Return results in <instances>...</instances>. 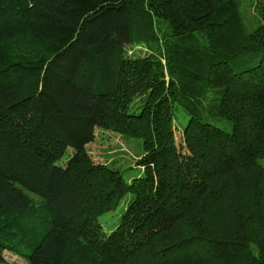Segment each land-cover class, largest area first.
Instances as JSON below:
<instances>
[{"label":"trees","instance_id":"obj_1","mask_svg":"<svg viewBox=\"0 0 264 264\" xmlns=\"http://www.w3.org/2000/svg\"><path fill=\"white\" fill-rule=\"evenodd\" d=\"M253 1L0 0V264H264ZM100 130L141 138L138 175Z\"/></svg>","mask_w":264,"mask_h":264},{"label":"rangeland","instance_id":"obj_2","mask_svg":"<svg viewBox=\"0 0 264 264\" xmlns=\"http://www.w3.org/2000/svg\"><path fill=\"white\" fill-rule=\"evenodd\" d=\"M243 7L246 9L249 18L254 17L255 5L253 0H242ZM89 154L96 162L109 163L122 170L125 178L133 177L141 172V169L135 166V160L143 152L142 140L139 137L123 136L120 133L98 131L97 139L88 144ZM130 197V196H129ZM124 203L118 208L116 213L107 212L101 215L100 221L106 230L114 227L117 220V214L121 213ZM7 259L14 264H28L27 260L21 256L6 251L4 253Z\"/></svg>","mask_w":264,"mask_h":264}]
</instances>
